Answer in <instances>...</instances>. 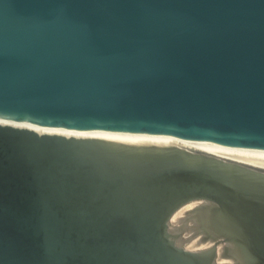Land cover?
I'll return each instance as SVG.
<instances>
[{
  "label": "water",
  "instance_id": "water-1",
  "mask_svg": "<svg viewBox=\"0 0 264 264\" xmlns=\"http://www.w3.org/2000/svg\"><path fill=\"white\" fill-rule=\"evenodd\" d=\"M0 264H264V0H0ZM189 210L208 247L173 230Z\"/></svg>",
  "mask_w": 264,
  "mask_h": 264
},
{
  "label": "bare ground",
  "instance_id": "bare-ground-1",
  "mask_svg": "<svg viewBox=\"0 0 264 264\" xmlns=\"http://www.w3.org/2000/svg\"><path fill=\"white\" fill-rule=\"evenodd\" d=\"M0 119L68 129V128H63V127L40 124V123H36L32 121L14 119V118L5 117V116H0ZM69 130L88 132V133H92V134H96L99 136H103V137L110 138V139H116V140H124V141H132V142H140V143H148V144L149 143L150 144H163V145L173 144V145L181 146L183 148L203 151V152L215 155L220 158L230 159V160H234L237 162L245 163V164H248L254 167L264 169V149H261V148L238 147V146H231V145H226V144H222L218 142L188 140V139H184L182 137L171 135V134L121 132V131H109V130H103V129H95V130L69 129ZM197 203L198 201L194 200V201L184 204L178 210H176V212L172 215L170 219V225L172 226L173 230H176V228H178V227H173V225L177 226V224L183 222L184 218L182 216L184 212L193 209L195 205H197ZM188 227L191 228L190 230L194 229V226L193 227L188 226ZM211 244H212L211 240L202 241L200 234H199L197 238L195 239L192 238L188 242L186 247L192 250H196V249L208 247ZM217 261L218 263L225 264V263H229L231 259L228 257L218 256Z\"/></svg>",
  "mask_w": 264,
  "mask_h": 264
},
{
  "label": "rangeland",
  "instance_id": "rangeland-1",
  "mask_svg": "<svg viewBox=\"0 0 264 264\" xmlns=\"http://www.w3.org/2000/svg\"><path fill=\"white\" fill-rule=\"evenodd\" d=\"M189 216H190V214H189V211H185L184 212V214H183V218H184V220H183V222H181V223H179V224H177V226L176 225H173V227H181L182 225H189V226H191L192 227V225H194V222H193V220L192 219H189ZM191 228L190 227H187L186 229H184V231H182V233H181V235H180V237L181 238H183L184 240L182 241V244L186 247L187 246V244H188V242L193 238V239H195V238H197L198 236H199V234H200V237L202 236V234L201 233H195V232H193V230H190ZM190 231V232H189ZM188 234V235H187ZM197 234V235H196ZM190 235V236H189ZM188 236V237H187ZM192 237V238H191ZM229 263H231V261L229 262Z\"/></svg>",
  "mask_w": 264,
  "mask_h": 264
}]
</instances>
